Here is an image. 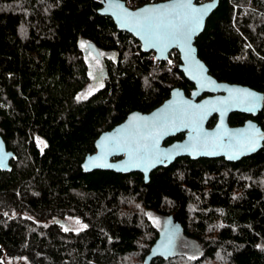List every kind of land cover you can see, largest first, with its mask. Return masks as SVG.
<instances>
[{
  "label": "trees",
  "instance_id": "obj_1",
  "mask_svg": "<svg viewBox=\"0 0 264 264\" xmlns=\"http://www.w3.org/2000/svg\"><path fill=\"white\" fill-rule=\"evenodd\" d=\"M124 1L136 8L163 0ZM100 7L0 0V137L12 152L0 168V264L2 254L27 264H264V144L234 162L180 157L147 183L140 172H83L103 131L133 110L151 111L174 87L193 88L178 51L158 60ZM87 42L101 52L104 81L79 98L89 80ZM195 45L218 80L264 93V0H219ZM248 118L264 130V101L255 117L234 112L229 123ZM149 211L177 216L181 233L203 250L156 252L160 233ZM66 216L86 228L44 224Z\"/></svg>",
  "mask_w": 264,
  "mask_h": 264
},
{
  "label": "water",
  "instance_id": "obj_2",
  "mask_svg": "<svg viewBox=\"0 0 264 264\" xmlns=\"http://www.w3.org/2000/svg\"><path fill=\"white\" fill-rule=\"evenodd\" d=\"M99 2L98 13L111 17L119 31L135 37L144 52H153L162 61L172 50L178 51V68L193 88L186 94L184 89L174 87L151 111L133 110L122 122L103 131L95 140L94 152L86 154L81 163L83 172H140L147 183L153 170L180 157L234 162L262 148L264 130L253 118L231 125L229 116L239 112L255 117L263 108L264 93L248 85L218 80L198 56L195 39L219 0H163L136 8L124 0ZM190 29L191 36L185 40L183 34ZM86 48L97 59L102 58L94 43L87 42ZM213 116L216 121L209 126ZM181 133V139L165 143ZM11 157L0 137V168L6 167Z\"/></svg>",
  "mask_w": 264,
  "mask_h": 264
},
{
  "label": "rangeland",
  "instance_id": "obj_3",
  "mask_svg": "<svg viewBox=\"0 0 264 264\" xmlns=\"http://www.w3.org/2000/svg\"><path fill=\"white\" fill-rule=\"evenodd\" d=\"M85 58L89 66V80L85 87L79 92V98H85L91 95L97 88L103 85L104 68L102 60L97 59L86 47ZM37 141L42 144L43 140L37 136ZM9 215H14V212H9ZM148 216L153 224L159 229L160 239L155 246V251L158 253H175L183 252L189 256H196L202 250L203 246L195 239L188 238L181 233L178 218L175 215L165 216L149 211ZM56 223L63 230L81 231L86 228V223L81 221L76 216H66L62 218H53L49 221H44V224ZM1 261L5 264H27L23 258H10L1 255Z\"/></svg>",
  "mask_w": 264,
  "mask_h": 264
},
{
  "label": "snow or ice",
  "instance_id": "obj_4",
  "mask_svg": "<svg viewBox=\"0 0 264 264\" xmlns=\"http://www.w3.org/2000/svg\"><path fill=\"white\" fill-rule=\"evenodd\" d=\"M192 31H193V30L190 29V30L188 31V33L183 34V38H184L185 40L189 39L190 36H191ZM152 46L155 47L156 45L153 44ZM244 91L247 92V90H244Z\"/></svg>",
  "mask_w": 264,
  "mask_h": 264
},
{
  "label": "built area",
  "instance_id": "obj_5",
  "mask_svg": "<svg viewBox=\"0 0 264 264\" xmlns=\"http://www.w3.org/2000/svg\"><path fill=\"white\" fill-rule=\"evenodd\" d=\"M198 1H200V2H204V1H209V0H198Z\"/></svg>",
  "mask_w": 264,
  "mask_h": 264
},
{
  "label": "flooded vegetation",
  "instance_id": "obj_6",
  "mask_svg": "<svg viewBox=\"0 0 264 264\" xmlns=\"http://www.w3.org/2000/svg\"><path fill=\"white\" fill-rule=\"evenodd\" d=\"M204 96V95H203ZM171 142V141H170Z\"/></svg>",
  "mask_w": 264,
  "mask_h": 264
}]
</instances>
